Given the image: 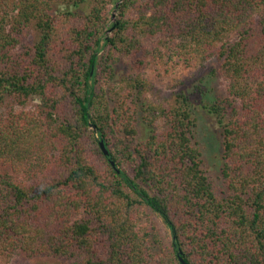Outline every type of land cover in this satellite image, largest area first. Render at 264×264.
Returning a JSON list of instances; mask_svg holds the SVG:
<instances>
[{
  "label": "trees",
  "instance_id": "16d2710c",
  "mask_svg": "<svg viewBox=\"0 0 264 264\" xmlns=\"http://www.w3.org/2000/svg\"><path fill=\"white\" fill-rule=\"evenodd\" d=\"M178 54L229 85L202 104L221 184L188 95L144 77ZM2 106L0 259L264 264V0H0Z\"/></svg>",
  "mask_w": 264,
  "mask_h": 264
},
{
  "label": "rangeland",
  "instance_id": "374dc122",
  "mask_svg": "<svg viewBox=\"0 0 264 264\" xmlns=\"http://www.w3.org/2000/svg\"><path fill=\"white\" fill-rule=\"evenodd\" d=\"M112 15L115 19L116 11H112L111 19ZM214 63L213 58L197 63L193 56H184L183 54L173 57L166 55L163 60H156L148 56L143 72L144 77L154 85V89L158 93L156 97L160 100L170 97L179 90L188 95L197 120V125L194 128V140L202 152L208 173L218 184H221L223 161L219 126L216 118L212 114H208L202 108V104L209 103L217 97H230L231 93L228 82L214 72ZM127 69L123 64L118 65L116 69L118 78L123 76ZM8 104V106H12L11 103ZM3 109H5L4 106L0 107V112ZM155 218L162 232H168L162 219L158 215H155ZM61 262V259L51 257L24 259L18 255L7 261L0 259V264H60Z\"/></svg>",
  "mask_w": 264,
  "mask_h": 264
},
{
  "label": "water",
  "instance_id": "95a60500",
  "mask_svg": "<svg viewBox=\"0 0 264 264\" xmlns=\"http://www.w3.org/2000/svg\"><path fill=\"white\" fill-rule=\"evenodd\" d=\"M112 19H114V15H112ZM92 127L94 128L93 125H92ZM99 145H100L102 151L104 152V154L107 155V154H108V150L105 148L103 141H99ZM111 163L114 164L113 161H111ZM179 260H180V262H181L182 264H186V263L184 262V260H183L181 257H179Z\"/></svg>",
  "mask_w": 264,
  "mask_h": 264
}]
</instances>
